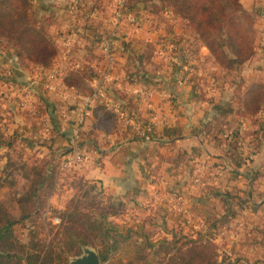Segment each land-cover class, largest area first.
Wrapping results in <instances>:
<instances>
[{
	"label": "crops",
	"instance_id": "1",
	"mask_svg": "<svg viewBox=\"0 0 264 264\" xmlns=\"http://www.w3.org/2000/svg\"><path fill=\"white\" fill-rule=\"evenodd\" d=\"M66 1L36 0L37 11L40 14L50 13L55 19L56 27L58 23L60 24L58 29L63 34L67 27L70 33L79 32L83 34L86 31L89 42L84 40L85 51L88 52L87 48L91 47L94 52L96 50L98 53L96 57H90L91 67L94 72H96V67L104 65L106 62V57L100 48L101 42H95V37L99 34L103 36V39L110 37L113 43L111 50L114 60L113 70L120 71L117 77V84L120 85L121 91L127 95L126 98H132L128 105L122 99H114L113 102L121 104L125 112L134 119L135 125L127 128V132H136L137 135L141 136V139L132 140V137L127 132L125 135H123L122 131L119 135L107 133V137H110L108 139H111V142H114L111 137L116 136L120 138V141L115 146H111L110 143L100 147L103 153H99L93 145L87 144L84 150L90 155L91 159L87 164L77 168V170L75 169L73 176L92 179L102 186L107 193L117 195L126 202L129 208L136 209L137 216L135 218L137 219H140L143 214L140 210L148 207V213H152L156 217L157 222L160 223L158 225L160 229L156 232L158 236L154 235L155 238H171L170 227L173 226L179 228L183 233L191 232L190 228V232H186L187 226H184L185 231L182 227L183 223L188 224L187 219L177 217L171 211V205L173 204L170 201L171 199H161L164 190L169 188L168 190H176L178 193L187 192L186 194H189V196L191 194L193 196L196 195L195 197L191 196L190 203L189 201L187 203V206L191 207V212L195 216L194 227L199 224L196 219H200L201 228L205 229L207 227V219H209V217H206L207 214L211 215L212 220H217L218 224H222L221 227L226 222H230L231 226L227 225V229L217 231L225 241L232 242L231 248L227 251L232 262L227 264H244L243 258L238 259L241 255L246 256L250 262H253L258 256L264 255L263 228L257 229L253 225L257 221L264 223V124L259 116L260 112L258 114H246L241 110L237 111L234 108L233 98L229 100L230 103L226 104V106H222L224 104L223 101H221L222 105L212 104V106H209L206 101L199 100L198 94H200L201 90L203 93L206 92L207 88L197 86L198 80H194L192 75H194V72L199 74L200 69H196V71L189 67L187 58L184 59L187 64H181V70L184 69L189 72L183 75L184 78L193 79L186 82L182 76H179V80L181 79L182 81L180 80L181 82L179 83V80H177V82L172 83L170 82L171 70L166 68L163 70L165 73L163 77L158 76V74H155L156 76L153 75L154 77L147 75L152 82L160 80L162 83L161 87L152 89V87L147 86L142 88L141 83H139L141 79L132 78L131 73L126 70L125 64H132L133 69L137 56L140 55V52H143L147 43L160 47L161 38L166 34L165 26L163 29L160 23L151 22L150 15L153 13L147 7L133 9L128 7L126 3L123 14L119 16L116 12L117 10L115 11L116 8L113 6L109 7L117 0H110L108 6L106 3L109 0H99L98 4L101 9L92 7V3L89 4L88 13H86L88 22H85L83 26H79L80 22L78 20H72L64 14L63 9ZM248 3V8H253V0H249ZM140 5L142 6L143 3L140 2ZM81 13L82 11L78 17L82 15ZM259 14V16L264 17V10L259 11ZM57 16L58 18L60 16V18L57 19ZM173 22L170 23V30L180 34L175 40L180 42L179 45H187L189 43L187 41L189 39V36H187L190 33L189 30L186 28L183 31L182 29L178 30L179 24H175V21ZM78 44L82 47L81 41ZM258 44L259 51L244 62L249 71L243 77L244 83L241 90L246 91L252 84H261L264 87V36L262 40H259ZM61 45L66 46L64 41ZM69 45L67 47H70ZM79 50L80 48H77L75 59H65L63 55L55 56L52 60L54 61L53 66L55 63L58 65L66 63L70 66L68 68L69 71L75 70L80 63V58L77 56ZM207 53V48L201 45L199 54L205 58ZM12 55L14 54H8L3 59L0 57L2 72L8 71L14 76L18 71H22V73L26 71L20 67L18 62H16L17 66L12 63L10 67L8 66V63L10 64L8 57H12ZM165 55L173 61L178 58L177 53L169 54L165 52ZM153 56L155 57V55ZM68 69L62 70V68L53 67V71H51L52 73L55 72L53 76L58 80V84L55 86L52 85L54 82L52 84L49 83L51 88H45L44 90V92L52 96L53 100L48 102V107L45 106V112L38 113L42 121L46 120L44 124L50 127L49 132L45 133L44 124L40 122L36 133L39 138L43 137L41 135H49V138H44L47 139L45 142H43V138H41L43 141L40 140L44 143L42 147L48 152L50 151L49 146L61 147L71 144L74 139L73 129L77 125V117L82 113V95L78 89L66 88L65 83L61 81L65 79ZM42 72L41 70H33L32 73L39 76ZM1 76L0 95L14 97L17 94L19 99L20 94L14 90L15 84L14 86H9L8 84L13 80L11 79L12 77L6 78L2 86L1 79L3 78ZM98 78L99 74L97 73V77H93L88 81L91 88L94 85V80ZM127 79H131L133 83L130 84ZM164 83L165 85H163ZM137 84L140 85L136 86ZM218 88L221 89V87ZM236 92L232 90L233 95ZM253 94L251 93V95ZM261 94L264 95V93ZM68 96H71L69 100L66 98ZM14 98L17 100V97ZM262 102L263 98L260 99L259 105ZM62 105H64V112L61 109ZM227 106L230 112L222 114V112H226L222 111V109ZM33 111H37V109ZM16 112L18 113L17 110ZM153 114L157 116V119L155 118L156 121L152 117ZM90 115L91 112L87 114V117ZM152 121L155 122L153 130H146L145 124ZM223 121L232 123L233 133L237 134L236 144L240 152L238 155L230 152L228 147L224 148V144L212 135V128H209V125L214 126V123L221 125ZM84 127L85 125H82V129ZM251 138L253 140L250 141ZM155 152L161 153L167 159L169 158V161L164 162L158 168V170L165 168V172L171 176L167 180L168 183L157 185L150 178L154 175L151 172V167L153 168L158 163L154 156ZM177 156H180V159ZM192 157L195 160H192ZM172 159H178L179 161ZM147 161L149 165H146ZM193 168L196 169L195 173ZM200 170H202L203 177L198 183L199 186L191 188L190 178L200 172ZM222 174L226 177L224 180L225 187L234 195L228 205L230 207L229 210L225 208L224 201L219 200V198L215 200L216 198L214 199V196H212V194L216 195L221 189L219 176ZM63 188L65 189V187ZM156 191L161 193L156 196L154 194ZM56 195L58 196V194ZM239 196L249 197V201L256 205L252 206L248 201L247 207L244 209L240 208ZM163 225L168 229L162 227ZM244 243L245 247H242L241 245ZM235 254L238 256L233 260L231 256H235Z\"/></svg>",
	"mask_w": 264,
	"mask_h": 264
},
{
	"label": "trees",
	"instance_id": "2",
	"mask_svg": "<svg viewBox=\"0 0 264 264\" xmlns=\"http://www.w3.org/2000/svg\"><path fill=\"white\" fill-rule=\"evenodd\" d=\"M10 1L12 2L9 4L8 0H1L0 2L2 5L0 8V23L8 16L12 17L15 13L20 12V10H16L20 6L25 7L21 15L26 18L29 17L32 12L30 4L33 2L31 0ZM16 1L19 4L16 5ZM98 1L92 0L91 6L101 9ZM140 2L143 3L142 6ZM150 2L161 3L160 8L156 9L154 13H173L176 18L183 21L184 27L193 29L194 33L187 46L177 51L180 60L195 56L201 57L198 49L202 45L208 50L205 57L207 56L221 67L228 65L234 68V64L237 67L253 57L259 48L258 43H254L249 39L248 32H250V29L244 23L251 15H258L259 13L253 8L243 7L239 0H126L127 6L133 9L146 8ZM82 3L78 13L82 11L81 14L86 19L88 8L84 2ZM26 6H29L28 10ZM26 10L28 14H26ZM51 16L50 13L41 14L42 19L50 25L54 23ZM26 22L28 26L22 30L21 36L25 34V31L31 32V34L40 37V42L44 44L45 49L54 46L49 43L47 38L42 37L43 28L39 26L42 24L41 22L37 24L30 18H27ZM7 30L10 32L9 29ZM3 34L4 29L0 24V35ZM81 35L83 38L88 39L86 31ZM102 40L103 36L100 34L95 37V42H102ZM0 44H3V42L0 41ZM17 44L18 42H14L13 47H17ZM149 45L153 46L151 43H147L146 46ZM21 47L23 51L14 50L10 53L16 55L21 62L27 56L25 53L33 57L31 55L33 47H30L24 41L21 43ZM77 48H80L78 41L73 40L70 48L68 47V53L71 51L74 54L71 59L76 58ZM89 50L90 54L83 55V59H80L77 68L69 71L65 76V80L76 77L89 81L93 77H97V73L91 67L90 57L93 56V49L89 47ZM175 50L177 49L175 48ZM38 51L42 53L41 48ZM145 54V50H143L137 56L133 71L130 72L131 77L145 79L148 78V74L152 77L155 74L163 77L165 73H162L161 70L149 71L144 64V59L148 56ZM58 55L59 53L56 56ZM150 59L154 61L152 57ZM177 65L178 69H175V72L171 70L170 80L173 83L176 82L181 72V64ZM44 66L42 60L25 61V69L27 70H42ZM116 84L117 82L113 80L106 84L105 92L107 96L125 100L127 105L130 104L126 98L127 95L118 89ZM240 84L233 97L234 108L246 114H258L264 109V95L261 94L264 93V87L261 84H252L244 91L240 89ZM65 85L68 89H78V87L67 82ZM88 87L91 92L92 88L89 84ZM251 93L254 94L251 95ZM36 94L39 97L37 109L40 110L39 112H45V106L48 107V102L53 100L52 96L43 91L40 93L36 91ZM262 98L263 106H261L262 104L259 105ZM222 111L230 112V109L226 107ZM88 118L91 124L89 123L90 126L86 130L84 128L80 129L77 142L82 148L87 144H91L99 153H103V150L98 146V128L101 127L102 122L107 120L114 119L117 124L119 116L111 104L94 100L91 106V115L86 119ZM211 128L213 137L223 144L226 143V136L222 135L221 129L215 126H211ZM126 132L127 130H124L123 135ZM127 134L132 137V140L141 139V136L137 135L136 132H127ZM6 137L0 136V150L4 147L13 146L16 134L13 132L9 137ZM230 137L233 144L228 141L227 147L232 150L233 154L238 155L237 134L234 133ZM251 140L253 139L251 138ZM49 150L51 158L49 161L42 162L39 166H28L29 164L22 163L20 169H28L23 176L29 183L22 194L12 195L7 203L4 200L7 193H2V190L8 185L6 183L7 177L0 172V264H68L70 257L80 254L84 246H91L96 249L100 264H149L151 262H153L152 264H224L223 257L218 252L216 240L210 237L211 234L208 232L202 234L197 232L194 235L192 232L183 233L179 228L173 226L170 227L171 238H155L146 228V226L160 225L152 214L142 219L129 218L119 222L117 218L125 216L128 212L129 207L126 202L117 195L110 193L106 194L105 201L100 200L97 197L98 194L103 196L105 191L102 186H97V182L92 179L75 176L73 179L65 180L64 172L57 169L56 164H52V161L56 153L69 152L70 145L49 146ZM154 156L158 163L153 168L151 167V172L155 174L166 158L159 152H155ZM177 157L180 159V156ZM191 159L195 160L194 157ZM9 162L8 160L7 163ZM146 165H149L148 161ZM193 172H196L195 168H193ZM219 179L221 189L217 193L220 194L221 192L225 202L224 206L229 210L228 205L234 195L225 188L224 180L226 177L224 174L220 175ZM59 186L65 187L68 197H66L61 207L55 208L51 205L50 198L58 192L56 190ZM248 201L249 197L239 196L240 208L247 207ZM13 202L17 204L20 210L19 215H15L13 212L11 207ZM249 202L252 206L256 205L252 201ZM217 222V220H212L210 226L212 225L216 231H219L221 224ZM226 225L231 226L230 222H226ZM253 225L257 229L263 228L264 231L262 221H257ZM162 227L168 229L164 225ZM241 246L245 247V243ZM242 258L244 264H264V255L258 256L253 262H250L244 255L238 257V259Z\"/></svg>",
	"mask_w": 264,
	"mask_h": 264
},
{
	"label": "rangeland",
	"instance_id": "3",
	"mask_svg": "<svg viewBox=\"0 0 264 264\" xmlns=\"http://www.w3.org/2000/svg\"><path fill=\"white\" fill-rule=\"evenodd\" d=\"M239 1L243 7H245V8L249 7V3H248L249 0H239ZM0 2H1V0H0ZM10 2H12V1L8 0V4ZM82 2H84V4L87 5V8H88V6H90L89 4L92 3V0H82ZM109 2H110V0L106 3L107 6H108V4H110ZM117 3H118V0L114 3H112L111 5H109V7L113 6L114 8L117 9ZM15 4L16 5L19 4L18 1H16ZM160 4H161L160 2H158V3L157 2L156 3L150 2L147 5L148 6L147 9H149L150 12L153 13L152 15H150L151 22L154 21L156 24L160 23L162 25L163 29L165 26L164 30H165L166 34H164L161 38L160 47H155V46L149 45V46H146L144 48L145 53H146L145 55H148L144 59V64L148 67L150 72L159 71V70L163 71L166 68H168L169 70H172V72H175V69L176 70L178 69L177 64L183 65L186 62L184 61V59L180 60L179 56H177L178 57L177 60H174V61L170 60L169 57H167V55H165V52H167L169 54H175V53H177V51L179 49L185 48V46H187V45H184V44L179 45L180 42H177V40H175L177 37L180 36V34L178 32L175 33V32H172L170 30V27H169L170 23H174L173 21H175L176 22L175 24H179L178 30L182 29V31H183V30H185V28L187 30H189L190 33L187 35V36H189V39L187 41H190L191 36L194 33V31L192 28L184 27L183 21L179 18H176V16L173 13H170V12L162 13V14L154 13V11H156V9L160 8L159 7ZM253 4H254L253 9L256 12L259 13V11L261 12L262 10H264V5H263L264 1L253 0ZM1 7H2V5L0 3V8ZM28 7L29 6H26L27 10H28ZM24 8H25L24 6H20V7L16 8V10H20V12L15 13L12 17L8 16L6 19H3L2 22L0 23L4 29V34L0 35V41L3 42V44H0V57H1V59H3V58H5L4 56H6L8 54H12L10 52H13L14 50L23 51V48L21 47V43L23 41L27 42V44L30 47H33V51L31 52V55L33 57H31L29 54L25 53V55H27V56L24 58L25 60L22 61L23 63L17 58L16 62H18L20 67H22L23 70H26V71H24L23 73H22V71H18L17 73L14 74V76L12 74H10L11 72L9 73L8 71L6 72L5 70H3L5 72H2V68H0V71H1L0 75H2L1 77L3 78V79H1V83H3L2 84V86H3L4 85L3 81H5L6 78H8L9 76L12 77L11 79H13L10 82L15 84L14 89L16 86L26 87V86H29V83L35 82V88L38 91V93H40L41 91L44 92V90L46 88V84H49V83L52 84V82H54L52 85L56 86V84H58V80H56L55 77L53 76L55 72L52 73L53 67L62 68V70H66L70 67L66 63L61 64V65L60 64L58 65L57 63H55V65L53 66L54 61H52V60H53V58H55V56L58 53L60 54L58 56L63 55L65 59H69V60L71 59V56L73 55V52L71 53V51H70V53H68V47L67 46L61 45L62 42L66 41V40H68V41L70 40L69 46H71V42H73V40H77L78 42L81 41L82 47L80 46V50L77 52V56H79L80 59H83L84 54H88V53L90 54L89 48H87L88 52H86L85 51L86 46L84 45L85 41L87 42L88 39L83 38L79 32L70 33V30H67L68 27L65 28L66 31H64V34L66 33V35H64L63 33H61V31H59L60 29H58V26L60 24L58 23L57 24L58 26L56 27L55 19H53L52 16L51 17L54 21L53 24L51 23L52 25H50L49 23L44 21L42 19V17L40 16L41 15L40 12L37 11V4L35 1V3L33 2L32 4H30V8L32 9V12L30 13L29 17H27V18L34 20L37 24L39 22L42 23L41 25H39V26H42V28H43L42 37L47 38L49 40V43L54 45L50 48L45 49L44 44H42L40 42L39 36H36L33 33L31 34V32H27V31L24 32L25 34H23V36H21L22 30L28 26V24L26 22L27 18L23 17V15H21V12L23 11ZM27 10H26V14H28ZM63 12L65 15H67L72 20H78L81 24V25L79 24V26H83V23L88 22V18L84 19L82 15L80 17H78V15L80 14L78 12L74 13V14L69 13L66 10V3H65V7L63 9ZM259 15L260 14H258V15L253 14L250 16L249 19H246L244 21V23L247 25L248 29H250V32H248L249 39L251 41H253L254 43H259V40L260 39L262 40L263 36H264V17L259 16ZM59 18H60V16H59ZM59 18L57 16V19H59ZM251 27H252V29H251ZM7 29H9L10 32H8ZM62 30H64V29H62ZM105 38H108V37H105ZM14 42H18L17 47H13ZM40 48L42 49V53H39V51H38ZM175 48L177 50H175ZM198 51L200 52V48L198 49ZM258 51H259V49H257L256 53ZM97 55H98L97 51L96 50H95V52L93 51V56L96 57ZM153 55H155V57ZM150 57H152L154 59V61H152L150 59ZM8 59L10 62V64L8 63V66L10 67L12 65L11 61H10L11 57H8ZM187 59H188V61H187L188 64L187 63L186 64L189 65V67H191L192 69H195V70L200 69L199 74L194 72L195 71L194 70L193 71L194 75H192V76L194 77V80H198L197 86H199L200 88L201 87L205 88V89L207 88L205 90L206 92H204V93L199 88L201 91H200V94H198V99L206 101L209 104V106H212V104H221V101H223V103L225 104V105L221 104L222 106H226V104H229L230 103L229 100H232V98L234 97V95L232 94V90L236 91V89H237V87H239L240 83H241L240 86L241 87L243 86V83H244L243 77L249 71L248 68H246V66L244 65V63L240 64L237 67L234 64V66H233L234 68H231L228 65L221 67L219 64H216L211 59L207 58V56L204 58L201 55V57L195 56V57H191V58H187ZM30 60H32V61L33 60H42V62L45 64V66L43 68H46V69L41 70V71H43L42 74H40L39 76L33 75V73H32L33 70L25 69L26 68L25 67V61L30 62ZM125 67H126V70L128 72L133 71L132 64H125ZM8 68H7V70H9ZM115 68H116V66H115ZM67 71L69 72V69ZM180 71L181 72H180L179 76H182V78H184L183 75H185L188 70L185 71L183 69ZM111 73H112V80L115 82H118L117 77H118V74L120 73V71L117 72V71H115V69L113 70V68H112ZM187 73H189V72H187ZM184 79L186 80V82H188L190 79H193V78H186L185 77ZM127 80L130 81V84L133 83L131 79H127ZM177 80H179V78ZM177 80H176V82H177ZM61 81L63 83L67 82L69 84H72V85L78 87V89H79L78 91L80 92L82 97H85L90 92L89 87H88L89 82H88V80H86L84 78L78 79V78L74 77L73 79H70V80L62 79ZM24 82H26L28 84H26ZM170 82L173 83L172 80H170ZM139 83H141L142 88L150 86L153 89L154 87L159 88L162 86V83L160 80L152 82V80L150 78L141 79ZM139 85L140 84H137L136 86H139ZM216 86L221 87V89L220 88L217 89ZM234 86H235V88H234ZM116 87L121 90V87L119 84H116ZM231 87H232V90H231ZM241 87H240V89H241ZM10 96H13V95H10ZM14 97H17V100ZM14 97H8V96H1L0 95V136H5V137L8 136L9 137L11 134H13V132L16 134V139L13 143V146L4 147L3 149L0 150V172L3 174V176L7 177L6 183L8 184L7 187L2 190V193H5V192L7 193V196L4 199L6 201V203L10 201L12 195L22 194L23 191L26 190V186L29 183L27 181V179L24 178V176H23V174L26 173V171H28V169L27 168L20 169L22 163H25V164L27 163V164H29L28 166H30V165L31 166H35V165L39 166L40 164H42V162L49 161V159L51 158L49 152L44 147H42V145L44 143H42L40 141V140L43 141L44 138H49V135L48 136L41 135V136H43V137H41L43 139L37 137V135H36V133L38 131L37 128L40 126L39 123L43 122V124H44V122L46 121V120L42 121L40 119L41 116H39V114H38L40 111L39 109H37V103H38L39 99H37L38 101H36L33 108H30L28 105H27V107H24V105H22L21 94H20L19 99H18L17 94H15ZM66 98L69 100L71 98V96H68ZM78 98H79V96H78ZM109 98L111 101L114 100V98H112L110 96H109ZM127 99L129 100V102L132 101V98H127ZM101 102H103V101H101ZM228 108L229 107L227 106V109ZM34 109H37V111H33ZM16 110L18 111V113L16 112ZM224 113L227 114L229 112L228 111L222 112V114H224ZM130 117H132V116H130ZM152 117L156 121L157 116L155 114H153ZM113 120L114 119L102 122L101 127L98 128V130H99V134H98L99 135L98 136L99 145L98 146L103 147V146H106L110 143H111V146L117 145L118 142L120 141V138H118L117 136L111 137V138H113L112 141H114V142H111L110 141L111 139H108L110 137H107V133L108 134L116 133L117 135H119V134H121V131L124 132V130L126 131L127 128L135 125L134 123L132 125H129L128 123L126 124L119 117L118 122H117L119 127L117 128L118 125L115 123V120L114 121ZM84 122H85V124L83 123V125H85L84 129L86 130L89 128L91 123H90L89 118L86 119V117H85ZM154 124H155V122L152 123V125H154ZM147 125L148 124H145V127ZM214 126L216 128L217 127L220 128L221 129L220 132L222 133V135H224V137L226 136L225 137L226 143H224V148L227 147V143H229V142H230V144H233V143H231L232 139H230L231 138L230 136L232 134H234L233 133L234 130L232 129L233 128L232 123H230L229 121H223L221 125L214 123ZM210 127L211 126L209 125V128ZM43 128H44V126H43ZM46 140L47 139H44L43 142H45ZM228 150L230 152H232V150L229 149V147H228ZM8 160L10 161L9 163H7ZM163 161L164 162L169 161V158L168 159L166 158ZM74 171H75V169L64 170L63 172L65 174V180H70L71 178L73 179L75 177V176H73ZM166 171H168V170H166ZM170 177L171 176L165 172V168H164L162 170H157V172L154 175H152L150 178H151V180H153V183L160 185L162 183H168L167 180H169ZM190 183H191L190 184L191 188H196L197 185L199 186V184L195 183V181H194V175L191 176ZM97 186H99V184H97ZM225 188H226V190H228L227 187H225ZM168 189L169 188L166 189L167 191L166 190H164V192L162 191L163 194L161 196V199L162 200L163 199L164 200L165 199L166 200L171 199L170 201L173 202V204L171 205V208H172L171 211H173L175 216L183 217V218L187 219L188 224L187 225L184 223L182 224L183 230L185 231L186 229H184V226H187L188 229L186 230V232H190V230H189V228H190L191 232L193 234L197 233V232H199L201 234L206 233V232L210 233L211 234L210 237H212L216 240L215 242L218 246V252H219L220 256L223 257V260H222L223 263L227 264V263L232 262V260L230 259V255L227 252L231 248L232 242L227 241V240L225 241L219 235L220 233H218L215 230V227H213L212 225L210 226L211 221L213 219L211 217V215H208V214L206 215V217L207 218L209 217V219H207V227L205 229L201 228V223H200L201 220L200 219H196V221L199 222V224H197V226L194 227L193 221H194L195 216L191 212L192 211L191 207L189 205L187 206V203H188V201L190 203L191 196L195 197L196 195L193 196L191 194V196H189V194H186L187 192L178 193L176 190H172V189L168 190ZM103 190L105 191L104 188H103ZM56 191H58V192H56V193H58V196L56 194H53L50 198V203L53 207L59 208L63 205V202L66 199V197H68V194L66 192V189H64L60 186H59L58 190H56ZM160 193H161L160 191L154 192V194L156 196H158ZM106 194H108V193H106V191H105V193H103V196H102V194L101 195L98 194L97 197L100 200L105 201ZM212 196H214V199L216 198L215 200H217L219 198V200L224 201L221 192H220V194L217 193L216 195L212 194ZM209 198H212V197H209ZM181 203L184 204L186 210H183V211L180 210L179 211V207L177 206V204L181 205ZM11 207L13 209L14 214L19 215L20 210H19V208L15 202L12 203ZM135 210L133 208H128V212L125 214V216H123L121 218L118 217L117 220L119 222H121L123 220H128L129 218L130 219L135 218L137 216ZM140 211H141V213H143L140 216L141 219L146 218L148 215H150V213H148V207H146V209L140 210ZM51 214H53V212H51ZM221 225H220L219 231H222L223 229H227L226 224H223V227H221ZM146 228L150 231L151 234L158 236V234L156 233L160 229L158 225L146 226ZM224 237L227 239L226 236H224ZM92 248H94V247H92ZM237 256L238 255L235 254V256L232 255L231 258H233V260H234L237 258ZM218 259L221 260L220 258H218ZM152 263L153 262H151L149 264H152Z\"/></svg>",
	"mask_w": 264,
	"mask_h": 264
},
{
	"label": "built area",
	"instance_id": "4",
	"mask_svg": "<svg viewBox=\"0 0 264 264\" xmlns=\"http://www.w3.org/2000/svg\"><path fill=\"white\" fill-rule=\"evenodd\" d=\"M35 1L36 0H32V2L34 3ZM81 4H82V0H67L66 10L71 14L77 13L79 11ZM125 7H126V0H118L117 9H116L117 11L116 10L115 11L119 16L123 14ZM69 44H70V40L64 41V45L67 46ZM112 47H113V43L110 38H105L102 40L100 48L106 57V62L104 63V66L101 65L100 67L95 68L96 72L99 74V78L94 80L93 89L82 99V104H83L82 113L77 117V125L73 129L74 139L70 144V151L67 153L58 152L55 154L53 158L52 164H56L57 169L61 171L77 169L87 164L91 159L90 155L78 144L77 136L79 134L80 129H82V125L85 121V116L89 114V112H91V106L94 100H99L107 104H111L114 110L116 111V113L118 114V116L120 117V119H122L124 123L126 124L128 123L129 125H132L134 123V119L125 112L122 105L117 102L111 101L105 92L106 84L112 81L111 71L112 68H114V60L111 52ZM181 81L179 80V83ZM8 84L9 86H14V84L11 82H9ZM46 88L47 89L51 88V85L46 84ZM14 90H16L19 94H21L22 105H24V107H27L28 105L30 108H33L36 101H38L35 82L29 83V86L26 87L16 86ZM63 108L64 105L61 106L62 110ZM62 112H64V110ZM259 116L263 120V124H264V110L260 111ZM153 122L154 121L148 123V125L146 126V130L151 131L153 129V125H152ZM49 130L50 127L47 124H45L44 132L48 133ZM201 171L202 170H200V172H197L194 175L195 183H199L201 181L203 177ZM177 206L179 207V211L186 210L183 203H181V205L177 204Z\"/></svg>",
	"mask_w": 264,
	"mask_h": 264
},
{
	"label": "water",
	"instance_id": "5",
	"mask_svg": "<svg viewBox=\"0 0 264 264\" xmlns=\"http://www.w3.org/2000/svg\"><path fill=\"white\" fill-rule=\"evenodd\" d=\"M16 55H12L11 63L16 64ZM17 66V64H16ZM68 264H100L97 251L91 246H84L80 254L70 257Z\"/></svg>",
	"mask_w": 264,
	"mask_h": 264
}]
</instances>
